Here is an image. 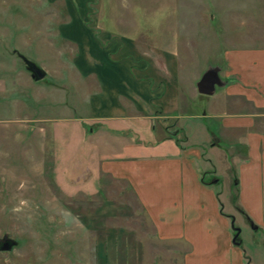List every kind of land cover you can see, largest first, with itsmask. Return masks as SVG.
<instances>
[{"label":"rangeland","instance_id":"obj_1","mask_svg":"<svg viewBox=\"0 0 264 264\" xmlns=\"http://www.w3.org/2000/svg\"><path fill=\"white\" fill-rule=\"evenodd\" d=\"M91 9L95 29L135 44L157 69L164 72L163 57L175 60L183 112L192 115L182 120V128L204 126V121L210 128V134H199L205 142L202 155L185 158L200 184L212 190L228 223L224 255L204 251L196 256L180 240L156 236L146 212L119 180L102 177V193L95 196L69 191L67 186L82 183H70L80 174L75 161L64 175L65 149H78L79 143L53 140L49 133L52 125L57 132L84 125L73 105L85 107L87 91L73 66L76 45L58 34L66 14L60 4L45 0H0V238L7 234L15 242L11 250L0 251V264H264V228L250 227L238 203L237 169L246 158L239 131L208 115V102L224 88L217 87L213 96L197 91L211 68L217 67L225 81L230 51L264 49V0H94ZM23 58L45 77L35 81ZM7 119L11 124H4ZM162 120L177 146H195L177 119ZM32 127L42 134L22 137L21 129ZM207 217L199 215L193 236L211 248L202 229ZM231 222L240 229L238 246L232 243Z\"/></svg>","mask_w":264,"mask_h":264},{"label":"crops","instance_id":"obj_2","mask_svg":"<svg viewBox=\"0 0 264 264\" xmlns=\"http://www.w3.org/2000/svg\"><path fill=\"white\" fill-rule=\"evenodd\" d=\"M45 1L62 6L66 19L58 26V34L76 45L73 66L81 80H86L85 107L73 105L82 113L78 122L84 125L74 124L63 132H57L52 125L49 133L53 140L60 137L69 142L73 138L79 143L78 149L74 145L65 149L69 160L64 175L72 171L71 163L75 161L74 170L80 174L78 182L76 177L70 183H82L78 188L67 186L69 191L76 189L83 195L95 196L102 193V177L119 180L146 212L156 236L180 240L196 256L204 251L224 255L222 234L228 223L216 209L212 190L200 184L198 172L185 158L202 155L205 142L199 141V134H210V128L204 120V126L182 128V120L192 115L183 112L173 57L161 59L163 72L142 57L135 44L95 29L97 22L90 19L94 0ZM224 77L221 95L208 102V115L210 119H222L224 124H234L231 128L239 131L246 158L237 169L238 203L259 231L264 228L260 219L264 214V49L227 53ZM165 118L177 119L179 129L196 147L186 150L177 146L166 134L170 132L165 129ZM41 119L39 122H43ZM9 121L3 120L5 125L11 124ZM40 130L25 128L21 134H42ZM199 215L208 216L202 229L213 242L208 243L211 248L194 239Z\"/></svg>","mask_w":264,"mask_h":264},{"label":"water","instance_id":"obj_3","mask_svg":"<svg viewBox=\"0 0 264 264\" xmlns=\"http://www.w3.org/2000/svg\"><path fill=\"white\" fill-rule=\"evenodd\" d=\"M26 69L31 73V77L35 80H42L45 77L44 71H42L36 64L33 62L23 58ZM219 69L217 67L211 68L206 71L200 80L197 83V91L201 95L211 96L215 94L217 87H223L226 83L218 76ZM233 221V220H232ZM232 229L235 230V234L232 237V243L238 246L240 243L236 241L237 236L240 233L239 228H234L233 222H231ZM252 227V226H251ZM256 229V226L252 227ZM15 245V242L8 237L7 234H4L2 238H0V251H9Z\"/></svg>","mask_w":264,"mask_h":264},{"label":"trees","instance_id":"obj_4","mask_svg":"<svg viewBox=\"0 0 264 264\" xmlns=\"http://www.w3.org/2000/svg\"><path fill=\"white\" fill-rule=\"evenodd\" d=\"M243 215L245 216V218H246V220H247L248 222H251L248 216H246L244 213H243ZM251 223H252V222H251ZM252 224H253V223H252ZM253 226H255V225L253 224Z\"/></svg>","mask_w":264,"mask_h":264},{"label":"flooded vegetation","instance_id":"obj_5","mask_svg":"<svg viewBox=\"0 0 264 264\" xmlns=\"http://www.w3.org/2000/svg\"><path fill=\"white\" fill-rule=\"evenodd\" d=\"M246 219V218H245ZM247 221V220H246ZM248 222V221H247ZM249 223V225H250V227L252 226L253 227V224L251 223V222H248ZM232 228V227H231ZM234 228H236V227H234Z\"/></svg>","mask_w":264,"mask_h":264}]
</instances>
